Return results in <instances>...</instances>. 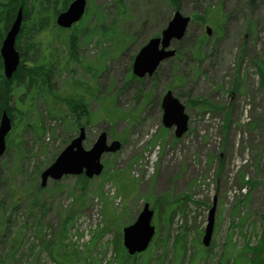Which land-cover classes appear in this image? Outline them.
<instances>
[{
	"label": "rangeland",
	"instance_id": "rangeland-1",
	"mask_svg": "<svg viewBox=\"0 0 264 264\" xmlns=\"http://www.w3.org/2000/svg\"><path fill=\"white\" fill-rule=\"evenodd\" d=\"M178 4L183 15L204 21L192 19L173 43L175 56L138 80L131 77L134 56L173 16L171 0H86V13L71 28L36 35L34 59L45 63L50 50V86L39 76L35 87L12 89L9 104L19 112L0 157V264H120L122 229L145 203L154 211L155 234L145 251L151 259L138 257L137 264H174L172 242L184 230L183 264L193 253L191 264H219L222 253L242 254L238 264L264 260V0ZM73 33L77 57L64 68ZM76 82L95 94L87 98V115L54 104V96L80 93ZM166 90L189 115L180 138L162 124ZM80 127L85 149L102 131L121 146L102 156L100 175L48 180L37 194L40 173ZM35 197L43 203L39 211ZM213 205L211 240L200 244L209 249L204 256L195 250Z\"/></svg>",
	"mask_w": 264,
	"mask_h": 264
},
{
	"label": "water",
	"instance_id": "water-1",
	"mask_svg": "<svg viewBox=\"0 0 264 264\" xmlns=\"http://www.w3.org/2000/svg\"><path fill=\"white\" fill-rule=\"evenodd\" d=\"M86 9V0H72L65 10L59 12L55 23L62 28H69L79 21ZM190 16L183 15L180 10H175L167 25L159 36L151 37L136 53L132 63L133 75L141 78L151 76L164 60L172 58L176 54L173 43L180 41L186 34ZM22 7L16 13L9 29L3 37L0 45L3 74L10 80L16 71L20 54L16 49V37L21 28ZM212 29L205 27L207 35ZM162 124L166 128H174V136L180 138L188 130L189 115L185 111L184 104L167 90L161 99ZM11 129V121L6 111L0 117V157L6 149L5 137ZM85 139L84 127L79 128L75 136L66 147L57 155L54 161L45 167L40 173V186L47 185L48 180L56 181L67 175H84L86 178L98 176L103 170L102 156L106 153L117 151L121 143L118 140L108 142L107 133L100 132L89 149L83 147ZM215 205L208 211L207 224L201 239L203 246H209L213 224ZM153 210L145 203L136 219L122 229V245L129 255L143 252L150 244L155 227L152 224Z\"/></svg>",
	"mask_w": 264,
	"mask_h": 264
},
{
	"label": "trees",
	"instance_id": "trees-1",
	"mask_svg": "<svg viewBox=\"0 0 264 264\" xmlns=\"http://www.w3.org/2000/svg\"><path fill=\"white\" fill-rule=\"evenodd\" d=\"M72 0H0V45L1 41L6 34L7 30L9 29L12 21L14 20L16 13L20 7H22V22H21V28L18 32V35L16 37V49L18 50L20 54V64L18 65L16 71L13 73L10 80H7L3 76V66H2V59L0 56V117L3 111H6L7 115L10 117L11 121L13 122V116L16 115L15 111L17 110L16 107H12L9 102L12 97V89L16 86V84L19 86L20 83L24 84L26 89H29L31 87H35L34 84L36 81V75L40 72L41 74L39 76H44V70H42L40 65L41 63H36L34 60L35 55H38V48H39V42L35 40V37L37 34L46 32V31H53L56 29V31H65V28L58 27V25L55 23L56 16L59 12L66 9L68 4ZM175 9H179L178 0H171ZM193 20L198 19L200 23H202L203 18L202 17H196L193 16ZM27 40V46L21 45V41ZM48 42V48L49 43ZM74 33L69 34L68 36V43H69V50L68 54L65 60L64 68L69 66V59L74 60L76 59V55L74 53ZM200 44V43H199ZM196 45L194 42L190 45V47H195V54L198 55L200 53V45ZM31 55L28 57L29 54ZM34 54V56H33ZM50 50H49V54ZM33 56V57H32ZM69 58V59H68ZM30 61V66L27 67L24 65V62ZM50 62V56L48 58V62L43 63L45 65H49ZM12 82L14 85H12ZM76 84L79 86V92L80 93H70L64 96H54V104H66L70 114H73L75 111V108H81V113H86L87 115V98L89 96H95L94 92L89 88V86H85V84L76 82ZM22 88V87H21ZM67 96V97H65ZM86 109V110H85ZM18 111V110H17ZM68 111V110H67ZM19 112V111H18ZM15 126V124H13ZM8 142V141H7ZM9 145V143H8ZM77 180L86 182L89 180V178L84 177L83 175L77 176ZM55 182V181H54ZM86 184V183H85ZM37 194H39L42 190V187L39 186L37 188ZM33 209H36L39 211V209L43 206L42 202L35 197L33 202ZM156 211V210H155ZM176 211L173 209L169 211L168 217L169 221L173 219V216L175 215ZM5 225V222L2 223ZM1 224V225H2ZM5 229V228H4ZM184 230V227H183ZM185 231V230H184ZM184 231L180 233V235H177V238L173 240L172 246L174 247V250L178 252L179 256L173 257L171 260V263L174 260V264H183V256L186 251V244H187V238L184 234ZM159 234V233H158ZM155 238L153 240V243L155 242ZM15 241V239L13 240ZM198 247L196 248L195 252L197 250H200L203 252V255H206V252L208 253L209 249L201 248V243L199 241ZM41 246V244H39ZM47 245H49L47 243ZM121 250L123 252V259L121 260L120 264H137L138 263V257H145L147 256L150 258V255L146 254V250L141 253L129 255L125 248L122 246ZM260 247V246H259ZM264 247V244H263ZM247 251H255L254 248L245 247ZM149 249V248H147ZM66 257V252L64 253ZM194 254H191L190 262L191 264ZM116 255V254H115ZM242 254H239L238 256L232 257L231 255H226V253H222L219 264H238V258H241ZM1 257V256H0ZM166 254L164 256H161L160 262H163L165 259ZM146 258V257H145ZM4 257H2V260ZM151 259V258H150ZM237 260V261H236ZM69 261V260H67ZM236 261V262H235ZM263 261V262H262ZM249 262V261H248ZM146 263V261H144ZM143 263V264H144ZM250 263V262H249ZM160 264V263H159ZM251 264H264V260H257L253 259Z\"/></svg>",
	"mask_w": 264,
	"mask_h": 264
},
{
	"label": "flooded vegetation",
	"instance_id": "flooded-vegetation-1",
	"mask_svg": "<svg viewBox=\"0 0 264 264\" xmlns=\"http://www.w3.org/2000/svg\"><path fill=\"white\" fill-rule=\"evenodd\" d=\"M49 56H50V55H47V58H46L45 63L48 62V58H49ZM37 59H38V55H37ZM37 59L34 60L36 63H38ZM20 61H21V58H20ZM48 66H49L48 64H47V65L42 64V65H40V67H39V68H41L42 70H44V76H42V79L40 80V83H41V84H45L46 87H49V86H50V85H49V82H48V75H49V73H48V69H47ZM39 73H40V72H39ZM39 73L36 75V81H35V83H34L36 86H37V84H38L39 79L41 78V77H39V75H40ZM132 74H133V73H132ZM151 76H152V75H151ZM131 77H132V79L135 78L136 80L140 79L139 77H137V76H135V75H132ZM141 78H143V77H141ZM12 85H14L13 82H12ZM16 86H18V85L16 84ZM16 86H15V87H16ZM70 93L74 94V91H71V90H70L69 92L65 93L64 95H67V94H70ZM64 95H63V96H64ZM65 97H67V96H65ZM10 120H11V119H10ZM11 124H12V127H13V124H15L14 121H13V122L11 121Z\"/></svg>",
	"mask_w": 264,
	"mask_h": 264
},
{
	"label": "built area",
	"instance_id": "built-area-1",
	"mask_svg": "<svg viewBox=\"0 0 264 264\" xmlns=\"http://www.w3.org/2000/svg\"><path fill=\"white\" fill-rule=\"evenodd\" d=\"M153 162H154V161L150 158V159H149V166H150V167H152Z\"/></svg>",
	"mask_w": 264,
	"mask_h": 264
}]
</instances>
